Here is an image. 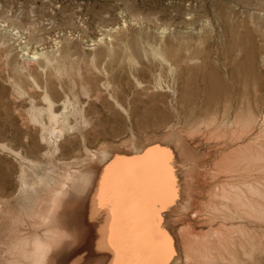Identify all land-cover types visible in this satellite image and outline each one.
I'll use <instances>...</instances> for the list:
<instances>
[{
  "label": "rangeland",
  "instance_id": "rangeland-1",
  "mask_svg": "<svg viewBox=\"0 0 264 264\" xmlns=\"http://www.w3.org/2000/svg\"><path fill=\"white\" fill-rule=\"evenodd\" d=\"M260 89L264 0H0V264H27L46 195L94 151L175 134L211 161L202 120L264 116Z\"/></svg>",
  "mask_w": 264,
  "mask_h": 264
},
{
  "label": "bare ground",
  "instance_id": "bare-ground-1",
  "mask_svg": "<svg viewBox=\"0 0 264 264\" xmlns=\"http://www.w3.org/2000/svg\"><path fill=\"white\" fill-rule=\"evenodd\" d=\"M250 103L235 110L229 124H220L216 114L202 120L219 153L201 164L175 134L160 142L154 136L100 145L91 152L94 164L70 168L46 195L34 220L41 234L31 241L27 264H115V218L107 201L101 204L125 176L141 187L133 220L141 241L163 246L146 261L264 264V116Z\"/></svg>",
  "mask_w": 264,
  "mask_h": 264
},
{
  "label": "snow or ice",
  "instance_id": "snow-or-ice-1",
  "mask_svg": "<svg viewBox=\"0 0 264 264\" xmlns=\"http://www.w3.org/2000/svg\"><path fill=\"white\" fill-rule=\"evenodd\" d=\"M141 198L140 185L134 178L127 176L119 179L109 194L102 197L101 207L105 206L103 201H107L115 218L113 224L115 238L112 241L118 254L115 264H157L146 261L144 257L163 253V246L145 245L140 239L139 229L133 225Z\"/></svg>",
  "mask_w": 264,
  "mask_h": 264
}]
</instances>
